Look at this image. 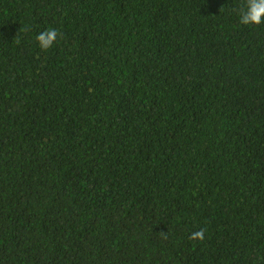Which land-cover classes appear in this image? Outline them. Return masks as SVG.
Returning a JSON list of instances; mask_svg holds the SVG:
<instances>
[{"label":"trees","instance_id":"obj_1","mask_svg":"<svg viewBox=\"0 0 264 264\" xmlns=\"http://www.w3.org/2000/svg\"><path fill=\"white\" fill-rule=\"evenodd\" d=\"M242 6L0 0V264H264V23Z\"/></svg>","mask_w":264,"mask_h":264},{"label":"clouds","instance_id":"obj_2","mask_svg":"<svg viewBox=\"0 0 264 264\" xmlns=\"http://www.w3.org/2000/svg\"><path fill=\"white\" fill-rule=\"evenodd\" d=\"M238 15L240 23L243 25H260L264 23V0H243V6L238 9ZM60 36L61 34L58 30L53 28L38 33L35 39L42 50H48ZM204 231V229L195 231L190 234L189 238L202 240L204 238Z\"/></svg>","mask_w":264,"mask_h":264}]
</instances>
